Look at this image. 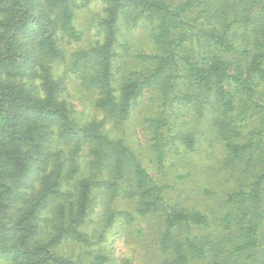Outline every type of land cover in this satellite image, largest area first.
Wrapping results in <instances>:
<instances>
[{
	"label": "trees",
	"instance_id": "obj_1",
	"mask_svg": "<svg viewBox=\"0 0 264 264\" xmlns=\"http://www.w3.org/2000/svg\"><path fill=\"white\" fill-rule=\"evenodd\" d=\"M102 2V39L68 56L65 42L80 38L76 0H0V260L112 264L103 247L88 263L60 252L97 243L87 220L101 201L98 237L116 217L151 219L155 264H264V0ZM136 28L153 51L121 75ZM59 63L97 95L101 120H78ZM149 90L158 101L144 118L153 175L117 134ZM181 107L205 116L222 142L235 180L217 194L196 178V162L205 167L174 114ZM216 167L206 178L222 185ZM120 201L132 209L115 208Z\"/></svg>",
	"mask_w": 264,
	"mask_h": 264
},
{
	"label": "rangeland",
	"instance_id": "obj_2",
	"mask_svg": "<svg viewBox=\"0 0 264 264\" xmlns=\"http://www.w3.org/2000/svg\"><path fill=\"white\" fill-rule=\"evenodd\" d=\"M76 3L79 7H77L74 15V26L80 33V38L76 42H65V51L68 56L76 50L88 49L95 42L102 39V34L97 27V17L102 14L104 8L102 0H76ZM128 41L130 46L128 50L130 52L129 54H122L124 61L120 70L121 75L126 74L130 69H140L142 67L135 59L137 54H149L153 51L148 34L142 29L136 28L133 30ZM54 70L55 75L62 78L65 83L66 90L63 94V99L71 107L78 120L81 122H87L92 119L101 120L103 115L94 108L93 104L97 95L94 92H85L81 88L78 78L67 70L66 65L61 63L56 64ZM157 103L155 91H146L137 101L130 120L117 131L118 136L123 137L136 148L138 154L142 156V162L148 169L152 170V175L156 174L157 170L153 168L152 157H150L147 149L146 143L149 134L144 118L146 119L154 115ZM174 114L177 115L176 117L182 123L181 129H186L195 138L194 147L191 151V155L196 157L194 160H203L201 164H203L202 167H205L204 169L206 170L201 169V166L197 162L194 165V168L203 171L199 175H196V178L202 180L203 185H206L217 194V192L223 190V187L225 189L227 185H230L235 180L231 174V169L225 168V166L222 167V162L226 157L223 152L222 142L210 134L211 130L205 116L199 119L187 108L182 107L177 108ZM105 128L108 130L107 132H110V129H112L111 124H106ZM79 160L84 168L87 162L86 155H82ZM214 164L219 169V179L223 186L206 178L214 174L211 170ZM183 173L185 174V171ZM158 175L161 176L160 174ZM174 183L180 182L177 180ZM113 205L115 208L121 210L132 209V206L125 201H120L118 204ZM105 208L106 206L101 201H97L96 206L92 208L88 215L87 230L93 234L94 240L97 243L93 246L66 243L60 249L62 255L88 263L94 252L99 247H103L109 253V256L112 257V264H155V247L151 244L153 236L148 232V227L152 224L151 219L136 221L138 218H135V222L129 223L124 218L116 217L113 224L102 234L103 236L98 237L104 223L102 218L106 214ZM138 231L141 232L140 235ZM99 238H102V240H99ZM4 263H8V258L0 260V264Z\"/></svg>",
	"mask_w": 264,
	"mask_h": 264
}]
</instances>
